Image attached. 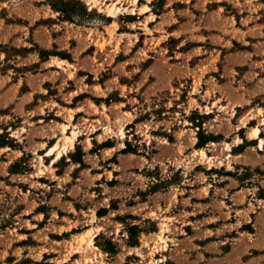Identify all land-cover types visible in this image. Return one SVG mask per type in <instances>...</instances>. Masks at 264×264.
<instances>
[{
  "label": "rangeland",
  "instance_id": "374dc122",
  "mask_svg": "<svg viewBox=\"0 0 264 264\" xmlns=\"http://www.w3.org/2000/svg\"><path fill=\"white\" fill-rule=\"evenodd\" d=\"M136 4L0 0V144L7 137L10 143L0 147V264H210L212 256L221 255L219 241L252 230L231 216L237 200L220 192L219 181L229 177L227 182L249 188L254 184L249 180L263 174L236 164L231 147L253 126H263L264 138V0H155V14L166 4L181 11L172 26L167 20L151 29L147 24L154 17L139 20L133 15ZM43 34L45 49L39 46ZM69 50L80 75L70 87L66 74L41 71L36 64L40 52L43 59L49 54L70 58ZM115 55L133 62L131 70L157 62L152 87L134 88L136 71L114 65ZM64 68L72 77L71 66ZM89 73L93 76L86 78ZM97 78L107 81V103L124 102L109 116L103 113L105 124L79 119L73 125L72 111L59 107L70 113L67 118L44 114L45 106L54 107L44 100L64 98V104L71 97L63 95L65 89L91 91L86 82ZM254 117L260 122L250 123ZM47 123L52 127L44 129ZM99 126L103 144L93 147L90 133ZM83 133L73 152V141ZM43 139H54L57 157L72 149L71 160L81 167L73 172L76 166L66 157L53 167L40 150ZM104 146L125 155L100 152ZM56 173L64 177L57 179ZM256 193L263 196L264 190ZM241 201L244 208L245 196ZM247 207L235 213L248 216L255 207ZM98 209L110 216L75 237L85 223L94 222ZM57 212L66 217L59 219ZM131 226L142 232L130 238ZM223 246L224 251L230 247Z\"/></svg>",
  "mask_w": 264,
  "mask_h": 264
},
{
  "label": "crops",
  "instance_id": "0c3cea01",
  "mask_svg": "<svg viewBox=\"0 0 264 264\" xmlns=\"http://www.w3.org/2000/svg\"><path fill=\"white\" fill-rule=\"evenodd\" d=\"M137 2L136 7H135V13L133 15L137 16V18L139 20H147L150 18V16H153L154 19H150V21H148V28H156L159 24L163 23L164 21L169 20V24L168 26H172L175 21L177 19L178 14H180V11L177 10L175 11L174 8L169 5L166 4L164 7V10L159 13V14H155L152 10V5L153 2H155V0H135ZM193 1H191L192 4ZM143 10V11H142ZM141 11V12H140ZM173 15V16H172ZM177 21V20H176ZM142 23V22H141ZM142 29V28H140ZM118 31L120 30L119 28L117 29ZM32 31L30 30V35H31ZM119 33H121L119 31ZM127 34V33H126ZM131 34V33H130ZM143 34V33H140ZM121 35V34H120ZM125 35V34H122ZM129 35V34H128ZM44 34L41 37V40L39 41L40 43V48L45 49L46 48V41L44 40ZM117 38V37H116ZM122 42H125L124 39H122ZM123 46V43H121ZM110 50V49H109ZM108 50V51H109ZM98 55H101L100 53L102 52V50L98 49ZM132 52V51H131ZM37 53V52H36ZM86 53V52H85ZM68 55H70V58H63L61 56H57V55H49L47 58H40L41 56L38 55V61L36 64L39 65L40 70H48L49 72H57L58 74H66V80H67V85L70 87L71 86V82H73L75 79H77L78 77H80L79 75V69L75 68V57L74 53L72 50H69V52L67 53ZM122 54V53H121ZM29 55H32V53H29ZM83 55L82 59H86L88 55H85L84 53L81 54V56ZM110 57V55H107ZM120 56V55H119ZM118 55H115L116 61H114V65L116 64L117 67H119L121 64H125V70L129 71L127 73H131L132 71H136V76H138V80H136L133 84V87L135 88L136 86H141V87H147L146 89H148L149 87H152L151 85L153 83H155L154 80H152L151 76H155L152 71H154L155 67L157 66V62L151 63L150 66H148L147 68L143 69V68H136L135 66H133V70L130 69V65L129 64H134L133 62H130V60L128 59H124V60H118L119 58ZM122 56H125L124 54H122ZM89 57H91L89 55ZM152 58V57H151ZM102 59H105V54L103 56ZM74 60V61H73ZM80 60V59H78ZM108 60V57L107 59ZM147 62V61H146ZM105 62H102L100 65H104ZM71 66L70 72H72V77H69V74L65 71V66ZM99 66V65H97ZM93 73H89L88 75H86V78H89V76H93ZM147 76V80L143 79ZM98 79V78H97ZM147 81V83H145ZM105 85H107V81L102 82L100 79H98L97 82H93V83H87L86 82V86H88L89 88H91V91H87V90H83V89H72V90H67L65 89V94L63 93V95L68 96L70 95V98H67L66 103H62L64 102V98H60V101L52 99L50 101L48 100H44L42 102V104H50L53 105L54 107H50L49 109H46L47 107L45 106V110H44V114H49L51 113H55L56 116H60L63 117L65 114L64 112H60L59 110H57V107L62 108L63 110H66V112H70L72 111V121L71 123L74 125L76 121H78L79 119H87V121H98L101 122L102 124H105L104 122V116L103 113H105L107 116L108 115V111L112 109V107L114 105H118L124 102H113L111 101V103H107L105 101V99L107 98L108 95H103L104 91H105ZM58 87V86H56ZM95 90V91H94ZM91 94L92 97H88V96H84V94ZM49 91L48 94L49 95ZM52 97V96H51ZM54 97H58V95L54 96ZM23 96L19 97V99H22ZM93 99H97L98 102L94 101ZM104 99V100H103ZM91 106V108H90ZM263 110V117H264V106L260 107ZM106 112H105V111ZM104 111V112H103ZM70 113H67L65 116L66 118L69 116ZM89 115L90 118H87L86 115ZM255 118V119H254ZM249 119L250 120H259L260 117H254ZM66 123L68 122L67 119H65ZM45 119H41V122L46 123ZM248 121V122H249ZM51 122L53 123H65V122H60V121H56L55 120H51ZM260 122V120H259ZM251 123V121H250ZM50 123H47L45 125H43L42 127L45 129L48 126H50ZM52 127V126H50ZM247 126H241L239 127L238 130L242 129V128H246ZM254 128H259V134L258 137L257 134L255 137L250 136V133L252 131V129ZM255 130V129H254ZM253 130V131H254ZM59 132V131H58ZM263 132V126L262 125H258V126H253L250 127L248 132H247V137L245 140L242 141L241 139V144L240 145H234L235 147H231L232 150L231 152L234 153L235 150V154H231L232 157H237L239 158V162L236 164L239 165H244V166H248V167H252V168H259L261 172H263V174L260 176V178L257 181H254L253 179L249 180V181H253L254 184L250 185L251 187L249 188H245L242 187L240 185V183L236 182L237 185H234L233 182H235L234 179L233 182L229 181L227 182V180H230L229 177H226V179H222L219 182H222L223 185H221L219 187L220 192L225 191H229L227 194V198H229L230 200L233 198L235 200H237L235 203L232 204V210L234 211L231 216L234 217V219H236L237 221H241L240 222V226H242L245 223H250L252 230H246V231H239L238 235L234 238L231 239H227V242H223V241H219L221 244L226 245L227 243L230 245L229 248L225 249V251L223 250L225 247L223 245H219L217 247L218 251H216L217 253L221 254L220 256H212L209 260L208 258L205 257L206 260H208L210 262V264H264V195L263 196H258L257 192H261L264 190V138L261 137V134ZM67 133L70 134L71 133V129L67 130ZM67 134V136H68ZM92 135L91 140H92V146L94 147V142H97L98 144H103L102 141H98V138L101 137L103 135L102 132V127H96V129L94 131H92V133H90ZM86 135V133H83L81 135H78L75 140L73 141V152L76 151L77 146H79V143H81V138H84V136ZM60 137L59 135L55 136L54 139L56 141V139ZM69 137H71L69 135ZM68 137V138H69ZM53 138V137H52ZM54 139L52 140L53 142H49V141H45V139H43L42 141H39L40 145H45L44 148L40 149L45 151L43 157H49L51 158V163L53 167H56V164L61 161L64 157L67 158L68 161H70L73 165L76 166V168L73 170V172H75V170L78 167H81V164L78 162H72L71 160V150L69 149L67 150V152L62 153L60 155V157H57V153L59 151V148L57 149V146L54 147ZM261 140H263V144L262 147H260V142ZM247 141V146L246 148H243V150H237L239 148H241V146L245 145V142ZM256 142V143H253ZM233 146V145H232ZM53 147V148H52ZM122 147V146H121ZM55 148V149H54ZM52 149L53 152L49 153ZM92 148H90L88 150V152L91 151ZM252 149H255V152L252 151ZM116 147L114 146H104L101 150H99L100 152H106V151H113V157L117 154V157L121 156V155H125V154H119L122 150H118L116 151ZM237 150V151H236ZM11 151H13L11 149ZM86 152V151H85ZM23 154V153H22ZM85 157V156H83ZM69 167V166H68ZM73 174V173H72ZM71 175V174H70ZM96 175H100L103 176V174H99L97 173ZM64 175L62 174H58L56 173V178L57 179H61L63 178ZM102 181V179H100ZM97 181H99V179H97ZM95 186H100L98 184H96ZM102 186V185H101ZM255 190V191H254ZM222 195V194H221ZM245 196V206L244 208H241V197ZM218 200V199H217ZM63 204V206H65V203L67 202H61ZM249 203H251L255 209L253 211H249L248 216L247 215H242V217H239L235 211L242 212L244 210H248L247 205H249ZM239 207L238 209H234L233 207ZM60 209L65 210V212H67L68 215L72 214V211H69L67 209H63L62 207H60ZM76 209V208H75ZM99 210V209H98ZM98 210L95 211L94 216H95V220L94 222H87L85 223V225L83 226L84 232L78 234L75 237H79L83 234H85L86 232L95 229L97 226V221H101V219H105L108 218V216H110V212H107L105 215H98ZM76 211V210H75ZM58 214V218L62 219L65 218V216H61L59 212H57ZM222 216V215H221ZM220 216V219H222L223 217ZM244 219L243 221L241 219ZM70 219V218H69ZM227 220V219H226ZM219 225L217 223H215V226ZM229 224H223L222 226H226ZM232 225V224H231ZM60 227H64L66 228V225H59ZM220 227V226H219ZM218 227V228H219ZM216 228V229H218ZM104 229V228H103ZM66 232H69L71 230H67L65 229ZM216 238H218L216 236ZM230 240H235V241H230ZM216 243V241H215ZM136 246H131V248H134ZM200 248V246H198ZM203 249L207 250V247L203 246ZM78 254V253H75Z\"/></svg>",
  "mask_w": 264,
  "mask_h": 264
},
{
  "label": "trees",
  "instance_id": "16d2710c",
  "mask_svg": "<svg viewBox=\"0 0 264 264\" xmlns=\"http://www.w3.org/2000/svg\"><path fill=\"white\" fill-rule=\"evenodd\" d=\"M40 55H41V58H42V53L40 52ZM49 55H52V54H49ZM53 55H57V56H61V57H63V58H68V57H66V56H63V55H58V54H53ZM7 140L9 141V138L7 137ZM8 141L7 142H5V143H3L2 145L0 144V147H5V146H7V145H9L10 143H8ZM128 149H129V145H127V147L125 148V150L124 151H127L128 152ZM104 212V213H103ZM107 213V211L104 209V211H102L101 209L98 211V215L100 216V215H105ZM134 232H138V233H140V232H142L141 230H140V228L139 227H137V226H131L130 228H129V233H130V238H131V236H134ZM134 242V241H133ZM137 245V243H133V246H136Z\"/></svg>",
  "mask_w": 264,
  "mask_h": 264
},
{
  "label": "bare ground",
  "instance_id": "6f19581e",
  "mask_svg": "<svg viewBox=\"0 0 264 264\" xmlns=\"http://www.w3.org/2000/svg\"><path fill=\"white\" fill-rule=\"evenodd\" d=\"M256 133H257V129L253 131V135L255 136ZM67 141H72V139L71 138H67ZM54 149H52L49 153L53 152Z\"/></svg>",
  "mask_w": 264,
  "mask_h": 264
}]
</instances>
